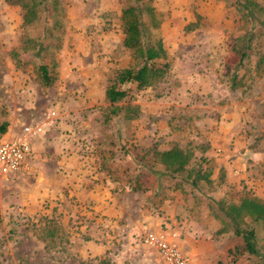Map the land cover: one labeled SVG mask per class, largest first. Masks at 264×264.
<instances>
[{
	"label": "rangeland",
	"instance_id": "1",
	"mask_svg": "<svg viewBox=\"0 0 264 264\" xmlns=\"http://www.w3.org/2000/svg\"><path fill=\"white\" fill-rule=\"evenodd\" d=\"M256 2L264 19V0ZM134 3L48 0L25 23L18 4L0 0V136L43 127L29 170L0 177V264H167L142 243L148 229L174 232L188 264H264L233 252L240 240L213 201L264 198V67L256 68L264 25L240 66L252 23L235 0H152L148 27L168 67L153 87L120 86L130 95L122 103L136 108L127 119L109 112L105 89L132 63L119 17ZM201 139L215 142L213 173L224 168L226 178L200 197L150 150Z\"/></svg>",
	"mask_w": 264,
	"mask_h": 264
},
{
	"label": "trees",
	"instance_id": "2",
	"mask_svg": "<svg viewBox=\"0 0 264 264\" xmlns=\"http://www.w3.org/2000/svg\"><path fill=\"white\" fill-rule=\"evenodd\" d=\"M5 1L9 4H18L21 7L25 23L33 22L39 11L46 9L48 2V0ZM151 1L135 0L134 4L121 10L119 18L124 34L123 45L131 50L132 63L119 70L112 83L105 89L107 108L112 115H121L127 119H133L136 116L134 106H126L122 103L130 95L126 89L120 87L121 85L129 82L135 83L137 89L153 87L164 78L167 71L168 62L165 60L166 55L162 41L148 27L150 24L147 21L148 16L152 19L155 18L154 9L150 5ZM235 3L242 16L252 23L249 31L242 36L243 38L241 37L245 43L239 55L238 65L245 66V61L249 57L251 39L255 35L253 28L257 24L264 25V19L257 11L256 0H235ZM154 25L156 26L157 22ZM26 48L24 47V50L27 51L29 48ZM234 49L239 51L238 47L234 46ZM261 67H264V52H258L256 61V68L260 69ZM38 68L44 85H51L55 78L54 74L45 63H41ZM235 77L230 79L231 88L238 86ZM4 130L5 124H2L0 132L2 133ZM210 148L209 141L201 139L187 142L183 146L175 143L163 150L153 148L150 151L153 160L160 162L164 172L177 179L178 185L189 184L196 189L197 194L201 197L209 195L213 187L217 185L216 181L221 183L226 178L224 168H220L221 171L218 175L213 173V158L210 156ZM140 157L143 159V156ZM213 201L218 204V209L222 213L224 229L229 228L240 240V246L236 247L233 252L247 254L264 262V241H259L255 227L257 223L264 229V198L244 196L238 202H227L224 199Z\"/></svg>",
	"mask_w": 264,
	"mask_h": 264
},
{
	"label": "built area",
	"instance_id": "3",
	"mask_svg": "<svg viewBox=\"0 0 264 264\" xmlns=\"http://www.w3.org/2000/svg\"><path fill=\"white\" fill-rule=\"evenodd\" d=\"M54 115V111L49 112ZM43 127L39 123H27L12 136H0V177L6 181L27 172L35 158L33 141L40 137ZM144 245L153 248L167 264H188L174 232L148 229L141 236Z\"/></svg>",
	"mask_w": 264,
	"mask_h": 264
},
{
	"label": "crops",
	"instance_id": "4",
	"mask_svg": "<svg viewBox=\"0 0 264 264\" xmlns=\"http://www.w3.org/2000/svg\"><path fill=\"white\" fill-rule=\"evenodd\" d=\"M14 133H16V132H13V133H4V135L5 134H9V136H12ZM3 135V134H2ZM210 144H214L215 142L213 141V140H211L210 139ZM33 149H34V147H33ZM35 149H36V151L39 149V147L38 146H35ZM234 167H235V171H236V173L238 172V170H240V166H237V165H234ZM228 173H229V175H232L233 174V170L232 171H228ZM235 174V173H234ZM235 176H237V175H235ZM100 200H102L101 199V196L100 195H98V201H96V200H94V201H96L97 202V204H98V208H101V205L99 204V201ZM152 230H160V229H152Z\"/></svg>",
	"mask_w": 264,
	"mask_h": 264
}]
</instances>
